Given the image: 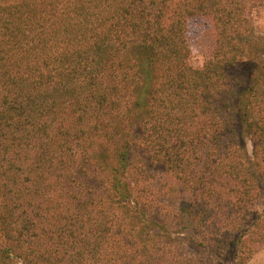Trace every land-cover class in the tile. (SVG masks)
I'll return each instance as SVG.
<instances>
[{
	"label": "trees",
	"instance_id": "16d2710c",
	"mask_svg": "<svg viewBox=\"0 0 264 264\" xmlns=\"http://www.w3.org/2000/svg\"><path fill=\"white\" fill-rule=\"evenodd\" d=\"M264 0H0V264H248L264 244ZM215 54L192 63L189 22Z\"/></svg>",
	"mask_w": 264,
	"mask_h": 264
},
{
	"label": "rangeland",
	"instance_id": "374dc122",
	"mask_svg": "<svg viewBox=\"0 0 264 264\" xmlns=\"http://www.w3.org/2000/svg\"><path fill=\"white\" fill-rule=\"evenodd\" d=\"M258 30L264 35V7L255 14ZM215 30L210 19L199 18L189 22L188 41L193 53L192 63L202 68L215 54ZM248 264H264V244L256 247V254Z\"/></svg>",
	"mask_w": 264,
	"mask_h": 264
}]
</instances>
